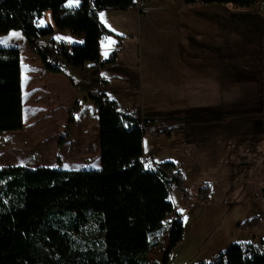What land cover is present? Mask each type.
I'll use <instances>...</instances> for the list:
<instances>
[{"label": "rangeland", "instance_id": "obj_1", "mask_svg": "<svg viewBox=\"0 0 264 264\" xmlns=\"http://www.w3.org/2000/svg\"><path fill=\"white\" fill-rule=\"evenodd\" d=\"M44 1V18L49 12L50 20L40 18L39 25H52L50 6L55 0ZM222 5L228 10H220L219 3L204 4L190 0L138 2L136 8L140 13L137 22L132 18L137 30L135 32L133 28L134 35L127 38L123 45L126 51L121 55L122 58L129 54L130 58L121 64L124 67L120 66V61L106 64L101 69L106 79L103 82L97 80L93 71H83L58 57L51 49L50 39H40L51 60L80 86V99L88 95L90 88L102 89L118 101L122 112H133L144 125L152 123L170 131V134L152 135L147 132L144 135V164L147 168H154L158 161H174L183 170L186 187L192 194L184 196L175 184L172 185L170 199L174 210L165 218L163 226L150 237L149 264H164V252L176 217L184 222V237L171 251L168 264L210 261L214 254L227 249L233 242L250 239L251 243H256L264 239V110L262 131L251 129L240 132L239 127L243 123L238 120L245 116V113L241 114V108L203 109L201 107L204 106H200L217 98V84L211 82L215 81V75L209 72H215L219 66L228 69L232 65V59L219 52L223 49L243 52V49L254 44L250 43L253 42L250 36H256L258 43L259 33L254 32L260 30L255 28L256 24L264 23V7L258 2L250 7L232 3ZM124 12L126 10L104 9L101 12L103 18L101 15L100 18L117 33L129 32L127 27L130 26L131 17ZM245 12H248V16L243 14ZM107 48L101 53L103 57L108 55H105ZM241 57L238 62L242 68L247 62ZM235 115L237 121H232ZM215 116L222 117L225 126L235 133L229 139L231 146L224 156L229 157L230 162L215 164L210 161L223 156V150L212 156L215 153L212 148L219 139L217 137H220L211 129V119ZM98 124L100 126L99 117H95L92 126H89L91 134L98 135ZM57 125L62 131L59 135V129L53 133V149L47 151L42 148V154L36 152L38 147L24 149L21 152L22 165L31 167L41 162H58L70 169H96L102 166L101 153L90 156L71 153L73 146L70 144L76 145V141L81 140L78 137L69 140L72 132L59 143L61 136L65 135L67 121ZM221 137L223 141L225 136ZM2 143L3 139L0 138V167L11 164L1 149ZM77 162L82 164L78 165ZM206 184L212 186V194L210 199L203 200L195 193ZM256 215L260 217L257 225L238 226L239 222ZM94 230L97 228L91 223L78 238L86 240L94 235Z\"/></svg>", "mask_w": 264, "mask_h": 264}, {"label": "trees", "instance_id": "obj_2", "mask_svg": "<svg viewBox=\"0 0 264 264\" xmlns=\"http://www.w3.org/2000/svg\"><path fill=\"white\" fill-rule=\"evenodd\" d=\"M190 1L219 3L222 10V4L250 7L259 0ZM65 2L55 0L50 6L54 25L83 35L84 42L75 44L73 53L60 55L51 38V49L69 65L94 69L97 80L106 81L101 69L116 61L125 36L108 28L100 18V11L134 8L136 0H81L76 6H67ZM43 5H0V36L20 29L45 68L63 72L40 42L54 31L53 25H38L45 13ZM247 13L243 14L248 16ZM104 35L117 37L118 46L102 58ZM219 53L225 56L222 50ZM228 57L236 69L235 79L253 78L242 70L238 57ZM87 62L93 64L87 65ZM88 96L99 108L100 168L22 164L0 167V264H149L150 237L174 210L170 199L172 185L175 184L184 196L192 194L186 187L183 170L174 161H158L154 168L144 164V135L147 132L170 134L169 129L152 123L144 125L135 113L122 112L118 101L102 89L90 88ZM79 108L80 100L76 99L69 109L65 135L59 143L71 135ZM23 126L20 49L0 46V135ZM195 194L208 200L212 186H201ZM259 222L260 217L256 215L239 222L238 226H254ZM91 223L97 228L94 235L86 240L79 239ZM184 230L183 220L176 217L164 252V264H168L171 251L183 239ZM193 264H264V251L256 250L251 242H233L227 249L214 254L210 261Z\"/></svg>", "mask_w": 264, "mask_h": 264}, {"label": "crops", "instance_id": "obj_3", "mask_svg": "<svg viewBox=\"0 0 264 264\" xmlns=\"http://www.w3.org/2000/svg\"><path fill=\"white\" fill-rule=\"evenodd\" d=\"M44 2V0H0V5L42 6ZM65 4L67 6L78 5L75 3H70V0H66ZM123 10H126V12L124 13L126 15L130 14L131 17L130 26L127 27L130 29V31L120 33L125 36V39L123 41L125 43L127 41V38L134 35L132 33L133 28L135 32L137 30V24L132 23V18H134L137 22L140 12L136 7ZM102 11H100V14ZM47 15L50 17L49 12L47 13ZM48 16L44 18V13V16L41 18L50 20ZM51 23L54 26V31L52 34L44 36V38H54V40L57 38H65L68 39L73 45L82 44L84 42L83 35L76 34L70 29H60L55 26L52 17V11ZM255 28L260 29L254 32L259 33L258 43L255 41L256 36H250L252 37L251 39H253V42L250 43L254 44L250 45V47L248 49L246 48V50L241 47L243 49V52L235 50L225 51V49L222 50L223 54L226 56L234 55L238 58L239 56H243L241 57V59L243 61H246L247 63H245L246 65L242 67V70L244 69V71L252 75L253 78L247 80H237L234 77L236 69L233 68V65H231V67L228 69L219 66L218 70H216L215 72H209V74L212 73L215 75V81L211 82L217 84L215 85L218 88L217 98L214 102H209V104L201 103L200 105L204 107L219 109L222 107L227 110L229 108L232 109L233 107L241 108L243 111L241 112V114L245 113V116L244 118L238 120V122L243 123L242 126L239 127L240 132H242L243 130H247L248 132L251 129L262 131V111L264 110V23L256 24ZM13 33H16L18 35H13ZM243 36L244 38L246 37L245 32ZM112 41H114V43H112ZM0 46H17L20 49L21 58L24 126L22 129L8 130L0 135V138L3 139L1 149L4 152L7 161L11 164H21L24 161L21 152L27 148L30 149L38 147L35 150L40 154H42V148H44V150L50 151L53 147V133L56 129H59L57 123L67 121L69 109L72 107V104L76 99L80 100V108L75 113L76 119L72 128V135L69 140L75 137H78L81 140H77L76 145H73V143L70 144V146H73L71 153L75 155L84 154L88 156L92 154L99 155L101 153L100 126L98 124V135L91 134L89 128V126H92L91 123L95 120V117H99V108L95 104V102L90 99L88 95L84 96L81 99L79 98L81 93L80 86L69 74L64 71L52 72L47 70L42 63L40 56L33 49V47L28 44L26 37L20 29H12L8 33L0 36ZM106 46L108 48L105 50V53L107 52L109 54L112 49L118 46V38L113 35H104L101 39V53L102 51H104ZM125 51L126 46L123 47L122 51L118 54V57L116 59V61H120L119 63L121 67H124L121 64L124 63L125 60H128V58H130L129 54H126L121 58V55L125 53ZM101 57L105 58L102 56V54ZM86 64L91 65L93 64V62H87ZM82 70L94 72V69L90 68H84ZM201 73L202 72H200V74ZM218 75H220V78H218L219 84L217 81ZM213 99H215L214 96ZM234 113H236V111H234ZM236 116L237 115L233 116L234 120L232 121H237L235 119ZM32 122L34 123V125H31ZM211 122V129L215 131L214 134H218L220 136L217 137L219 139L216 140L214 148H212V150L215 152L212 154V156H216V154H219L221 150H223V156L211 159L210 161L215 164H217L218 162H230L231 160L229 159V157L227 158L224 156H226L227 149L231 146V142H229V139L232 138L235 134L234 130L229 126H225L222 117L215 116L211 119ZM64 127H62V129ZM61 131V129L58 130V135ZM221 136H225L223 141L220 139L222 138ZM220 142L222 146L220 145ZM15 152H17L16 155L13 154ZM77 164L81 165L82 163L77 162ZM39 165L68 168L64 165H59L58 162H51L50 164L41 162L36 166ZM249 242L250 239L240 243L244 244Z\"/></svg>", "mask_w": 264, "mask_h": 264}, {"label": "built area", "instance_id": "obj_4", "mask_svg": "<svg viewBox=\"0 0 264 264\" xmlns=\"http://www.w3.org/2000/svg\"><path fill=\"white\" fill-rule=\"evenodd\" d=\"M138 2L143 4L144 0H137L136 3L138 4ZM258 3H260V5L264 7V0H259ZM54 49L60 55L65 53H73L74 45L68 39L57 38L54 41ZM253 246L256 250L264 251V239L260 240L259 242L253 243Z\"/></svg>", "mask_w": 264, "mask_h": 264}, {"label": "snow or ice", "instance_id": "obj_5", "mask_svg": "<svg viewBox=\"0 0 264 264\" xmlns=\"http://www.w3.org/2000/svg\"><path fill=\"white\" fill-rule=\"evenodd\" d=\"M79 2H80V0H70V3L79 4ZM100 15H101V17L103 18V15H104V14L101 13ZM41 24H43V21H41ZM13 35H18V34L13 33ZM112 43H114V41H112ZM105 55H107V52L105 53ZM185 219H187V218L185 217Z\"/></svg>", "mask_w": 264, "mask_h": 264}]
</instances>
